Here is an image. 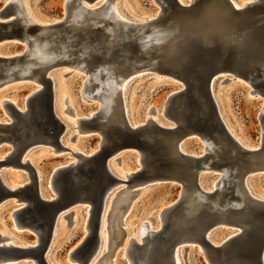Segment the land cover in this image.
<instances>
[{"label": "water", "instance_id": "obj_1", "mask_svg": "<svg viewBox=\"0 0 264 264\" xmlns=\"http://www.w3.org/2000/svg\"><path fill=\"white\" fill-rule=\"evenodd\" d=\"M78 1L65 0V17L51 24L45 34L40 33V23L26 25L18 4L8 1L0 10V45L16 42L30 48L41 35H54L61 47L73 33L80 47L68 48L67 63L83 65L86 75L81 74L90 78L86 83L84 78L82 95L97 104L95 90L105 79L119 82L131 75L135 79L141 70L179 88L166 99L163 124L149 117L134 125L118 99L110 110L97 107L84 115L79 132L98 135V144L90 152L74 154L78 162L57 167L45 193L26 158L42 147L65 152L62 138L68 124L59 114L55 80L46 74L50 67L34 68L40 87L24 99L23 107L12 100L2 105L9 119L0 120V146L9 145L10 150L0 157V204L16 200L19 205L12 213L16 227L31 232L35 239L19 244L0 236V264H50L47 253L60 220L83 206L90 211L85 218L86 234L69 258L88 264L101 242L106 205L116 190L118 194L125 187L123 183L133 188L131 194L121 196L119 203L124 205L146 186L172 183L181 187L176 201L163 208L161 227L151 229L146 223L143 243L132 239L129 254L134 264H177L176 249L180 252L191 245L199 248L207 264H264V196L251 193L248 187L251 176L264 175V104L259 114V144L248 147L229 129L215 95L218 83L234 82L264 101V0L243 7H236L232 0H155L158 10L149 15L153 18L145 34L159 30L162 39L147 57L141 45L143 34L128 31L114 39L113 45L108 43L107 20L104 26L89 24L83 31H74L68 20ZM85 39L87 45L82 43ZM120 42L129 53L122 51ZM26 56L24 51L0 52V86L25 64ZM192 138L202 142L200 152L185 148ZM125 151L139 154L138 166L127 182L115 172ZM6 168L25 170L28 179L13 189L3 177ZM205 174L217 176L213 191H206L202 183ZM198 195L202 201L195 206L193 198ZM118 219L116 213L111 231L115 240ZM219 228L228 232L217 241L213 233Z\"/></svg>", "mask_w": 264, "mask_h": 264}, {"label": "rangeland", "instance_id": "obj_2", "mask_svg": "<svg viewBox=\"0 0 264 264\" xmlns=\"http://www.w3.org/2000/svg\"><path fill=\"white\" fill-rule=\"evenodd\" d=\"M8 1L10 0H0V10L7 5ZM235 1L244 4L252 2V0ZM64 3L65 0H24L29 18L42 25H51L64 18ZM84 3L92 5L89 2ZM102 3L103 0L95 2V5L99 6ZM116 5L122 15L134 21L150 20L153 17L149 15L158 10L155 0H116ZM25 48L20 43L4 42L0 45V52L12 55L25 51ZM53 69V72L50 71L49 74L56 83L59 114L68 124V131L64 134L62 142L71 150L90 152L97 146L100 137L92 134L76 135L78 133L76 119L88 115L97 107L99 108L100 102L97 104V102L89 101L83 97L81 91L84 84V73L81 74L82 72L78 70L73 71L70 66H59ZM38 87L40 84L33 80H19L0 87V120L9 119L2 106L3 100H12L18 106L23 107L24 99ZM178 88L179 84L161 80L151 74H142L133 79L125 91V106L131 122L134 125L140 124L149 117H153L161 124L162 121L165 122L162 113L166 107V99L171 92ZM215 95L223 117L234 136L242 140L244 145L250 147L258 145L262 133L259 114L264 104L263 99L251 97L247 86L234 82L218 83L215 86ZM202 145L198 138H192L186 142L185 148L189 151L200 152ZM9 150V145H1L0 157ZM64 151L63 153H54L46 147L36 148L26 158L30 159L33 168L38 173L41 189L45 193L49 191L48 182L54 170L62 164L76 160L70 151ZM138 157L139 154L136 151L123 152L118 160V167L117 164L115 165L117 169L115 172L125 178V174L132 173L137 168ZM3 177L10 186L14 187L27 180L28 174L25 170L18 168H6L3 170ZM216 179V174L203 175L202 183L206 190L214 189ZM248 187L251 192L264 196V175L251 176L248 180ZM117 191L111 195L106 205L102 218L101 248L92 259L91 264H130L124 256L128 239L135 236L139 240V230L146 223L150 224L151 229L158 230L161 227L159 221L163 208L176 201L181 187L172 183L146 186L137 191L125 205L119 203L121 196L125 194L121 195L123 191L117 194ZM18 205L19 203L13 199L5 200L0 204V236L9 237L19 244L33 243L34 235L29 231L17 228L12 217V213ZM116 213L119 215V226L116 228L115 240L111 231L113 230L112 217ZM87 214L89 216V210L83 206L76 208L75 211L60 220L47 253V260L50 264H79L69 257L70 252L86 234L87 220L85 218ZM227 232V229L219 228L213 233V239L219 241ZM116 241L117 245L114 244ZM109 249L111 250L110 255L107 253ZM178 254L182 264H207L196 245L183 248ZM18 264L32 263L24 261Z\"/></svg>", "mask_w": 264, "mask_h": 264}, {"label": "bare ground", "instance_id": "obj_3", "mask_svg": "<svg viewBox=\"0 0 264 264\" xmlns=\"http://www.w3.org/2000/svg\"><path fill=\"white\" fill-rule=\"evenodd\" d=\"M11 1H14L18 4L19 15L25 20L24 22L26 25H28L30 23H35L34 21L31 20V18H29L28 14H27V10H26L25 4H24V0H10V2ZM232 1L236 7H243V6H246V4L250 3V2H248V3L244 4V3H239L235 0H232ZM252 1H254V0H252ZM84 2H88V1L87 0H79L77 3H75V6L72 9V13H70V19L68 20L70 24L69 23L68 24L72 28H74V31H77V32L83 31L84 29L82 27L85 25H89V24L92 26H104V21L107 20L108 21V26H107L108 30L107 31L109 32V36H110V40L108 41V43L113 45L114 39L117 40V39L123 38L124 37L123 35H125V32H128V31H131L133 33L137 32V33H139V35L143 34L144 36L141 38V45L143 47L142 48L143 54H145L146 57L148 56V53H149V50L151 49V47L153 45H155L156 43L161 42V39H162V32L161 31L157 30V31H154V32L149 33V34H147V33L145 34L146 27L148 26V23L150 22V20H152V18L150 20H147V21H134V20L128 19L124 15H122L121 12L117 9L116 0H103V3L99 6L95 5V2H89V4H92V5H86ZM65 15H66V13H65ZM42 26L43 27H42L40 33L45 34L46 31L48 30L47 28L50 27L51 25H44L43 24ZM41 36L42 37L38 41H36L30 48H29V46L25 45L26 48H25L24 52H27L25 64L22 67L17 68V71L15 72L14 75L8 76L5 79H3L0 87L4 86L6 84H9L11 82L19 81V80H33L34 82L39 84L38 74L34 73V71H33L34 68H36L38 66L44 67V68L49 66L50 67L49 70L46 71V74L48 76H50L49 72L51 71V69L59 67V66H70L74 70H78V71L84 73L83 71H85V69H84L83 65L67 63V59H68L70 52H71L69 49L72 50V49L80 47V44L75 43L76 36L73 35V33H71L67 37H65L67 44L60 45L61 47H59L57 45V42L54 41V37H55L54 35L50 36V37L47 35H41ZM71 43H75V44L71 45ZM82 43H83V45L84 44L87 45V40L86 39L83 40ZM119 45L122 48V51L125 50L126 53L130 52V49H128V48L126 49V47H124L121 42L119 43ZM68 52H69V54H68ZM138 72L139 73H138L137 77L141 76L143 71L141 70ZM97 76H98V74H95V76L93 77L94 80L98 78ZM131 76L132 77H130V76L127 77L130 79L127 80V78H125L124 80H121L119 82L112 81L110 79H105L104 82L101 83L102 85L101 84L98 85V87L95 90V93H96V98L99 99L98 101H100V107H99L100 109L110 110L113 107L114 101L116 102V100L118 99L121 101L124 112L127 114L126 106H125V103H126L125 102V91L127 90L129 83L133 80L132 79L133 75H131ZM89 78L90 77L86 76L85 83L89 80ZM5 101L6 100L2 101V105ZM81 118H83V117H79L76 119L78 134H83L82 132H79V120ZM159 124H161V123H159ZM136 125H138V123H136ZM67 127H68V125H67ZM236 138L238 140H240L238 137H236ZM248 147H250V146H248ZM66 150L70 151L71 155L74 157H75L74 154L79 153V151L71 150L68 147H66ZM208 150L213 152L214 146L212 144H209ZM78 161L79 160L76 158V160L72 161L71 163H76ZM132 173L125 174V178H122V177L121 178L127 182L128 177ZM216 183L214 185V189L216 187ZM123 184H125V183H123ZM125 185H126V187L120 191V193L123 191L121 193V195L131 194L133 191V188L127 186V184H125ZM16 187L17 186H14V187L11 186V188H13V189ZM214 189L206 190V191L210 192V191H213ZM250 192H251V190H250ZM201 198H202L201 195H198V196L193 198V203L195 206L197 205L198 202L202 201ZM103 214H104V212H103ZM102 218H103V215H102ZM102 218H101V228H102ZM161 219H162V217H161ZM101 228H100V236H101ZM113 229H114V227H113ZM147 233H148L147 228L145 226H143L139 230V240L135 236H131L128 239L127 244L125 245L124 256L127 258V260L129 261L130 264H134L131 257H130V254H129V251L132 249V239L136 240L139 243H143V241H144L143 238ZM101 243H102V236H101V242L98 246V249L96 250V252L92 256V258L90 259L88 264H91L92 259L95 258V256L98 254V252L101 248ZM178 252H179V250L176 249V251H175V262L177 264H181V261H180L181 259H180ZM73 261H75V260H73ZM105 264H107V263H105Z\"/></svg>", "mask_w": 264, "mask_h": 264}]
</instances>
